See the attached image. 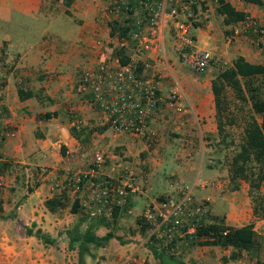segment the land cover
<instances>
[{
  "label": "crops",
  "instance_id": "crops-1",
  "mask_svg": "<svg viewBox=\"0 0 264 264\" xmlns=\"http://www.w3.org/2000/svg\"><path fill=\"white\" fill-rule=\"evenodd\" d=\"M140 1L127 0L126 10L116 0H0V264H77L76 232H68L70 224L74 223L73 230L80 235L92 222L96 224L94 235L102 237L117 223L114 217L111 226L105 219L101 224L96 223L99 218L90 221L84 216L83 220L79 207L70 211L74 199L78 204L87 195L88 184L74 194L66 179L78 166L85 170L96 152L105 157L100 174L116 179L131 171L144 184L140 194L129 196L114 209L116 217L123 211L138 213L142 204L186 187L197 200H208L203 226L239 228L252 223L255 245L249 252L242 251L239 261L264 264V219L252 216L245 183L238 190H229L227 168L218 162L229 138L223 140L216 128L210 81L218 70L210 67L194 73L180 64L176 23L167 14L170 0H164L155 28L141 26L139 41L128 40L134 22L142 23L145 8L155 11L159 0ZM219 2L192 0L185 11L179 10L176 20L188 28L192 47L218 56L224 67L236 57L264 67V55L251 44L250 33L230 38L240 24L222 23L223 17L215 13ZM228 3L246 16L264 21V12L257 11L255 3ZM121 29H130L124 35V60L136 65L141 78H153L159 97L146 134L136 138L115 134L76 83L83 70L100 62L117 69L116 38L122 37ZM258 79H263L264 99V75ZM173 86L181 95V112L168 100ZM18 91L31 96L19 99ZM94 127L101 128L100 132L87 139L95 152L84 163V145L69 130L74 128L83 139V130ZM201 182L212 185L203 187ZM52 197L64 203L53 213L44 207V201ZM37 229L53 243L43 244L33 237ZM112 236L117 238L116 233ZM115 238L96 251L90 245L84 264H102L100 251L108 255L110 248L117 250L118 258L110 261L109 256L105 264H117L121 259L125 264L154 261L142 243L120 245ZM232 251L230 247L200 245L183 250L181 260L187 263L201 253L222 256Z\"/></svg>",
  "mask_w": 264,
  "mask_h": 264
},
{
  "label": "built area",
  "instance_id": "built-area-1",
  "mask_svg": "<svg viewBox=\"0 0 264 264\" xmlns=\"http://www.w3.org/2000/svg\"><path fill=\"white\" fill-rule=\"evenodd\" d=\"M210 1L218 3L220 0ZM229 1L239 4L243 0H223ZM258 1L264 7V0ZM116 3L128 9L127 0H116ZM139 3L142 1L139 0ZM191 3L192 0H170L167 12L176 23L174 39L180 44L179 62L194 73H202L210 67L219 71L224 68L222 60L207 50L194 49L188 28L176 20L179 10L185 11ZM163 4L164 0H159L155 11L150 7L145 8L147 14L143 22H134L135 30L128 32V40L139 41L141 26L149 29L157 26L159 12L164 9ZM239 24V27L232 31L230 38L239 33H250L251 44L259 54L264 55V21L245 16ZM125 33L116 38L117 47L121 50L127 40ZM112 68L100 62L93 69L83 70L76 81L77 89L90 96L88 103L97 110L115 134L142 137L147 132L148 120L159 102L156 83L153 78H141L134 63L118 64L117 69ZM2 96L3 83L0 81V99ZM180 98L177 87L173 86L169 91L168 100L176 112L182 111ZM104 161L103 154L96 152L84 171L77 170L66 179V186L74 194L79 192L85 183L88 184L87 195L78 202L80 211L88 220L111 218L115 208H120L129 196L140 194L144 186L131 171L116 179L100 174L99 170ZM200 184L203 187L212 185L210 182ZM208 212V200H197L188 188L181 187L175 194L144 204L140 218L148 234L147 240L157 245L156 247L167 250L169 255L177 257L183 250L216 238L213 232L203 234L199 231ZM227 233L228 230L223 228L218 235L223 237ZM122 264H125L124 260Z\"/></svg>",
  "mask_w": 264,
  "mask_h": 264
},
{
  "label": "trees",
  "instance_id": "trees-1",
  "mask_svg": "<svg viewBox=\"0 0 264 264\" xmlns=\"http://www.w3.org/2000/svg\"><path fill=\"white\" fill-rule=\"evenodd\" d=\"M244 1V0H243ZM252 3L258 0H245ZM260 3V2H259ZM261 5V4H260ZM215 13L223 17L224 25H233L244 20L246 14L236 10L228 2H219ZM128 29H121V35ZM123 50L115 52L120 65L127 63L124 60ZM264 75V67L261 65L246 62L242 57H236L230 66L219 70L210 81V89L213 95L215 110V121L217 133L224 138L230 137L231 140L225 145L226 148L232 147V152L226 158V171L228 178V188L230 191L238 190L241 183L248 187L247 193L251 206V213L255 219H264V193H258L264 183V99L257 80ZM30 93L18 91V98L30 97ZM101 128L94 127L89 130L85 128V136L79 138V133L70 128V134L84 144L88 142L87 137L93 132H100ZM232 131L237 132L238 142L233 141ZM44 207L48 212H55L64 207V203L58 197H52L44 201ZM78 209L76 199L73 200L70 208L71 212ZM115 212L113 216L115 217ZM0 218H2V208L0 202ZM102 218L96 220L101 224ZM91 221V220H90ZM96 224L89 222L84 232L80 235L75 234L74 242L77 244V264H84L83 257L89 255V246L99 247L109 239L115 238L110 232L102 237H96L93 233ZM104 225V224H103ZM225 227L219 225L201 226V233L213 232L216 238L209 242H202L204 246H219L221 248L230 247L233 251L230 254L231 259H236L242 251L249 252L255 245L252 223L239 228H229L228 233L221 237L218 235ZM25 233L31 235V230L26 229ZM33 237L41 243L52 244L53 240L42 234L40 230L33 232ZM117 241L121 242L118 238ZM153 244V243H150ZM146 245L152 258L157 264H188L180 258L169 255L167 250L152 245ZM150 245V246H149ZM71 248V246H70ZM264 251V238L262 240ZM254 264H263L255 261Z\"/></svg>",
  "mask_w": 264,
  "mask_h": 264
},
{
  "label": "rangeland",
  "instance_id": "rangeland-1",
  "mask_svg": "<svg viewBox=\"0 0 264 264\" xmlns=\"http://www.w3.org/2000/svg\"><path fill=\"white\" fill-rule=\"evenodd\" d=\"M255 6H256L257 11L264 12V7L261 6L259 2H256ZM257 83H258V86H260V90L262 92V90H263V79H258ZM237 132L238 131H232V134L234 135L233 141L235 143L238 142ZM229 140H231L230 137L226 141H224V145H226L229 142ZM155 143L156 142L154 141L151 146L153 147L155 145ZM83 145H84L83 149L86 152V155H85L84 160H83V162L85 163L91 159V158L89 159V156H92V153L95 152V149L91 144H89V142H86ZM231 152H232V147H228L226 151L222 152L221 157L218 159V162H220L222 165L226 166V158H228L230 156ZM79 167H81V166H78L76 168H78V170H80V171H84V168H79ZM258 193L259 194L264 193V183H263V185L260 188ZM68 200H69L68 202L71 203L72 198H68ZM143 206L144 205L142 204V208H143ZM250 208H251V206H250ZM113 212H112V215L110 217L113 216ZM123 212H120V213L118 212L117 213L118 217H116V212H115L114 218L117 219V223H114V224L112 223L113 224L112 226L110 224V222L112 220L111 218H106V219L103 218V219H105L104 221L108 222V224L111 226V227H109V229L107 231H104V232H110L111 234L114 233V235L116 233L117 238L121 241V242L118 241L120 243V245H122L124 243L125 244L132 243L131 245H133V246L137 245L138 243H142L144 246L150 244V242L147 240L148 234L145 231V226L142 223L141 218H140L141 211H139L138 213L132 214V215L127 213V212L125 214V211H123ZM81 214H82V219L84 220V218H85L84 214L83 213H81ZM70 225L71 226H69L68 232L69 233L70 232L71 233L76 232V234H79V231L73 230L74 223H71ZM113 229H115V230H113ZM108 241L106 243L102 244L101 246H104V245L107 246ZM150 245L155 246V247L157 246L154 243L150 244ZM97 249H98V247H96L95 249H92V250L96 251ZM108 253L109 254L106 255L105 251H103V250L100 251L99 256L102 259V264H105L106 259L109 256H110L109 258H112V259H110V261L111 260L115 261L118 258L117 250L115 251L113 248H110L108 250ZM230 254H231V252L229 254L219 256V253L215 254L214 252L201 253V257H198L196 259L189 258L188 259L189 261H187V263L188 264H241L242 263L241 261H239V257L236 259H231ZM113 256H115V257H113ZM183 256H181V254H180L177 256V258L182 259ZM121 261H122V259L119 260L117 262V264H120ZM145 264H157V262L155 260L152 262L149 260L148 262L146 261ZM244 264H247V262H244Z\"/></svg>",
  "mask_w": 264,
  "mask_h": 264
}]
</instances>
